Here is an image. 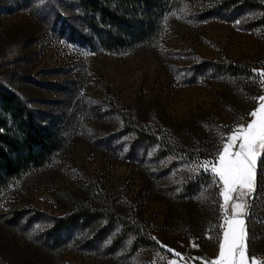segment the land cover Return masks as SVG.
Here are the masks:
<instances>
[{
    "label": "rangeland",
    "instance_id": "obj_1",
    "mask_svg": "<svg viewBox=\"0 0 264 264\" xmlns=\"http://www.w3.org/2000/svg\"><path fill=\"white\" fill-rule=\"evenodd\" d=\"M212 1L171 0L153 40L112 53L60 31L80 25L76 0H0V83L64 130L60 150L0 190V264L217 258L223 184L201 164L216 163L264 95V26H250V11L207 16ZM135 129L157 142L137 141ZM255 172L243 219L249 259L264 260V153ZM83 209L91 215L59 228Z\"/></svg>",
    "mask_w": 264,
    "mask_h": 264
},
{
    "label": "trees",
    "instance_id": "obj_2",
    "mask_svg": "<svg viewBox=\"0 0 264 264\" xmlns=\"http://www.w3.org/2000/svg\"><path fill=\"white\" fill-rule=\"evenodd\" d=\"M76 4L80 25L72 27L64 22L60 31L91 50L123 53L159 34L171 0H76ZM246 11L255 14L250 26H264V0H214L201 12L234 19ZM59 124L37 113L26 99L0 83V190L9 178L43 164L62 148L64 130ZM135 133L139 142L153 144L158 140L142 129H135ZM90 211L83 209L71 218H59V228H68L83 216H90ZM109 222L123 219L109 213ZM53 234L49 230V235Z\"/></svg>",
    "mask_w": 264,
    "mask_h": 264
},
{
    "label": "snow or ice",
    "instance_id": "obj_3",
    "mask_svg": "<svg viewBox=\"0 0 264 264\" xmlns=\"http://www.w3.org/2000/svg\"><path fill=\"white\" fill-rule=\"evenodd\" d=\"M258 75L261 76V83L264 84V72ZM254 99L258 101V106L249 113L253 119L246 126L239 124L230 131L226 137L227 142L217 153L216 163L207 161L201 164L205 171L212 173L214 182L223 184L220 195L224 198V204L221 207L227 225L223 239L219 243L217 258L205 264H264V261L254 257L249 259L245 220L241 218L247 216L248 207L243 197L250 195L255 189V166L258 157L264 153V95ZM237 142H239L238 148L233 151ZM232 193H238L236 199L240 202L232 203V214L229 216L228 202L233 199ZM175 255L180 256L179 253ZM170 264L176 262L171 261Z\"/></svg>",
    "mask_w": 264,
    "mask_h": 264
},
{
    "label": "built area",
    "instance_id": "obj_4",
    "mask_svg": "<svg viewBox=\"0 0 264 264\" xmlns=\"http://www.w3.org/2000/svg\"><path fill=\"white\" fill-rule=\"evenodd\" d=\"M255 258L260 261H264L260 254H256Z\"/></svg>",
    "mask_w": 264,
    "mask_h": 264
},
{
    "label": "crops",
    "instance_id": "obj_5",
    "mask_svg": "<svg viewBox=\"0 0 264 264\" xmlns=\"http://www.w3.org/2000/svg\"><path fill=\"white\" fill-rule=\"evenodd\" d=\"M241 218H244V217H241Z\"/></svg>",
    "mask_w": 264,
    "mask_h": 264
}]
</instances>
